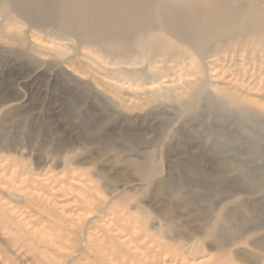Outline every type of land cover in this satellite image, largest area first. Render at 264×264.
<instances>
[{
  "label": "rangeland",
  "instance_id": "obj_1",
  "mask_svg": "<svg viewBox=\"0 0 264 264\" xmlns=\"http://www.w3.org/2000/svg\"><path fill=\"white\" fill-rule=\"evenodd\" d=\"M225 1L239 18L264 3ZM45 4L30 26L57 24ZM22 27L0 17V264H264L263 29L202 59L176 44L140 77Z\"/></svg>",
  "mask_w": 264,
  "mask_h": 264
},
{
  "label": "bare ground",
  "instance_id": "obj_2",
  "mask_svg": "<svg viewBox=\"0 0 264 264\" xmlns=\"http://www.w3.org/2000/svg\"><path fill=\"white\" fill-rule=\"evenodd\" d=\"M47 2H59L57 24L56 16L52 17L55 10L49 12L48 9L30 26L38 8ZM237 11L225 0H0V17L23 24L20 37L25 33V25L38 33L59 34L61 38L68 37L73 51L87 47L109 60L114 66L113 72L121 70L126 76L140 77L146 71L153 72L152 76L159 71L153 66L156 58L170 61L180 58L176 44L196 54V51L213 47L215 42L234 44L260 37L257 31H264V3L242 18ZM206 34L208 37L203 38ZM141 63H145L146 68L121 67ZM205 90L206 84L200 94L193 92L189 98H202ZM133 164L138 174L145 173L143 163L134 161ZM154 172L153 168L146 171L147 175ZM258 189H264V185L253 188ZM219 213L220 226L229 225L232 221L230 213L224 212V208H220ZM240 225L235 222L231 230L239 229ZM220 226L212 228H215L212 233L217 247L232 245L235 238L225 240ZM251 245L264 251V236ZM251 257L255 260L254 255Z\"/></svg>",
  "mask_w": 264,
  "mask_h": 264
}]
</instances>
